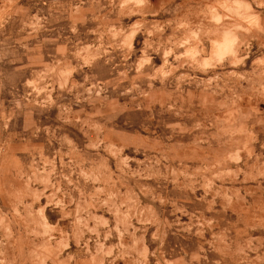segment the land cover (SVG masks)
<instances>
[{"label":"rangeland","instance_id":"1","mask_svg":"<svg viewBox=\"0 0 264 264\" xmlns=\"http://www.w3.org/2000/svg\"><path fill=\"white\" fill-rule=\"evenodd\" d=\"M0 264H264V0H0Z\"/></svg>","mask_w":264,"mask_h":264}]
</instances>
